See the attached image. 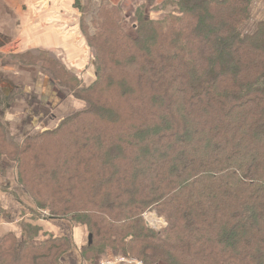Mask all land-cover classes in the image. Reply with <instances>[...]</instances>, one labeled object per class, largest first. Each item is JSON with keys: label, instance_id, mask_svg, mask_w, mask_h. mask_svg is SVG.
I'll list each match as a JSON object with an SVG mask.
<instances>
[{"label": "trees", "instance_id": "1", "mask_svg": "<svg viewBox=\"0 0 264 264\" xmlns=\"http://www.w3.org/2000/svg\"><path fill=\"white\" fill-rule=\"evenodd\" d=\"M259 1L168 0L129 25L101 0L83 36L95 73L75 94L84 109L17 144L0 122V172L14 160L31 198L12 196L30 217L21 239H0V264H62L67 239L51 221L86 227L83 261L112 251L143 264H264ZM151 212L166 225L150 227Z\"/></svg>", "mask_w": 264, "mask_h": 264}, {"label": "crops", "instance_id": "2", "mask_svg": "<svg viewBox=\"0 0 264 264\" xmlns=\"http://www.w3.org/2000/svg\"><path fill=\"white\" fill-rule=\"evenodd\" d=\"M119 1L115 0V3ZM166 1L123 0L131 7V12L126 13L129 14L128 20L133 19L135 9H150V6L156 7ZM98 2L0 0V120L15 138L30 136L32 131L54 129L61 119L83 109L84 104L75 99H65L66 95L45 71L31 67V73L20 75L19 64L13 61V56L26 51L33 54L44 51L72 73H77L83 85L91 84L95 79L93 52L85 45L81 22L90 8H98ZM11 200L15 199L0 197V239L7 234L21 239L22 229L18 223L30 217L21 213H26V210L18 201L13 203ZM61 224L55 225L58 234L70 236L77 249V246H82L84 227L73 223H69L71 226L65 222ZM74 253L76 255L77 252L63 257L62 264H81Z\"/></svg>", "mask_w": 264, "mask_h": 264}, {"label": "rangeland", "instance_id": "3", "mask_svg": "<svg viewBox=\"0 0 264 264\" xmlns=\"http://www.w3.org/2000/svg\"><path fill=\"white\" fill-rule=\"evenodd\" d=\"M99 1V5L101 0H97ZM113 5L118 6L120 8L123 9V13H130L131 12V7L129 5H125L123 0H120L119 2L115 3V0H109ZM257 7H259L260 9H256L255 10V15L256 17H258V14H264V11H262L264 9V0L261 3V0L258 2ZM97 9L95 7H92L88 10V12L85 14V25L83 23V28L84 31H88V33H90L91 31L93 32V29L90 26V21L92 18H94L95 14H96ZM88 17H87V16ZM92 15V16H91ZM84 21V20H83ZM127 23H129V25L133 22L131 19L130 20H126ZM126 29V28H125ZM34 55V56H32ZM38 55L33 54L29 51L26 52H21L16 54L15 56H13L15 63L19 64V74L20 75H28L29 73H31V67L33 68H38L41 71H45L52 79L53 82H55V85L58 86V88L61 90V92H63L66 95L65 99H75L78 102H81L80 100H78L77 98H75V94H77V90H80V88L82 87H87L88 85H83L81 83V81L77 82V77L76 74L77 73H72L69 69L64 68V65H62L60 67H58L57 63L51 62L49 60H51V56H49V54L47 55L48 59L46 57H44L43 55H40L39 58L37 60H34V57H37ZM57 64V65H56ZM60 64V63H59ZM49 67L48 69L50 70V66H54L55 65V72H51L46 68V66ZM64 68V70L66 71V73H64V71L62 70ZM61 72V75L59 74ZM78 75V74H77ZM95 75V73H94ZM56 80V81H55ZM22 92V91H21ZM83 109H84V105H83ZM80 111V110H78ZM77 111V112H78ZM76 113V112H74ZM73 114V113H72ZM72 114H69L67 116H70ZM65 116V117H67ZM64 117V118H65ZM62 121V119H61ZM61 121L59 122V124L61 123ZM0 122L3 124V126L5 127V131L9 137V139L12 141V143L17 144V143H21L25 138L27 137H32V136H36L37 134H41L45 131H50V130H44V131H32L31 135H24V137L18 139L15 138L14 136H12L11 134H9L6 125L0 120ZM59 124L56 126L58 127ZM55 129V128H54ZM51 129V130H54ZM3 160H6L7 163H4L3 161V171L0 172V197L4 198V200H6L9 196L12 197H17L19 199H21L22 202L27 203L29 206H31V198L28 194H26L24 191H22L20 184L18 183V175H19V169L17 168V164L14 162V160H10L8 157L7 159L2 158ZM1 159V160H2ZM28 162V160H27ZM29 164V163H28ZM13 187V189L10 187V185ZM29 186L31 187V184H29ZM10 192V195L8 194ZM12 197V198H14ZM15 199V198H14ZM15 201H17V199H15L14 201L11 200V202L16 203ZM46 211L42 209L41 212H39L41 214V219H38L39 222H42L43 219L42 217L47 216L46 215ZM45 214V215H44ZM155 215V213L151 212L150 214H146L145 218L146 220L149 222V226L152 227L155 230H158L162 227H164L166 225L165 221L163 218H159L156 215V218L154 221L151 220V216ZM44 222V221H43ZM65 222L67 225L69 224V221H63ZM35 223V222H34ZM45 223V222H44ZM62 221H51L50 229L51 231H55V225L58 224L59 226L62 225L61 224ZM36 224V223H35ZM40 224V223H38ZM72 224V223H71ZM71 224H69L71 226ZM81 226V225H80ZM83 227V226H82ZM85 231V237L83 240V245L82 246H77L78 249L75 247L74 243H73V239L70 236H63L65 237L67 240L63 239L62 246H64L63 248L68 249L67 253H65L63 255V257H65L66 255H68V253L70 252H77L75 257H77V259L81 262V264H100L101 261L103 260H111V259H118L120 257H123V255H118V254H114L112 251L110 252V254L105 255L104 254H99V253H92L91 258H93V260H88V261H83V257L82 254L80 253L81 248L83 249L84 247H86L87 245V237L89 234V232L87 231L86 227H84ZM79 254H80V258H79ZM69 256V255H68ZM98 256V257H96ZM62 257V258H63ZM74 258V257H72ZM125 258V257H124ZM83 261H81V260ZM127 260H134V261H138L141 262V264H143V262L141 260H139L138 258H133V257H129L126 258ZM120 264H127V263H120Z\"/></svg>", "mask_w": 264, "mask_h": 264}, {"label": "built area", "instance_id": "4", "mask_svg": "<svg viewBox=\"0 0 264 264\" xmlns=\"http://www.w3.org/2000/svg\"><path fill=\"white\" fill-rule=\"evenodd\" d=\"M45 215V214H44ZM120 263H127V264H141V262L134 261V260H127L124 257H120L118 259H111V260H103L100 264H120Z\"/></svg>", "mask_w": 264, "mask_h": 264}, {"label": "water", "instance_id": "5", "mask_svg": "<svg viewBox=\"0 0 264 264\" xmlns=\"http://www.w3.org/2000/svg\"><path fill=\"white\" fill-rule=\"evenodd\" d=\"M155 218H156L155 215H152V216H151V220H152V221H154ZM91 242H92V236H91V235H88V237H87V243H88V244H91Z\"/></svg>", "mask_w": 264, "mask_h": 264}]
</instances>
